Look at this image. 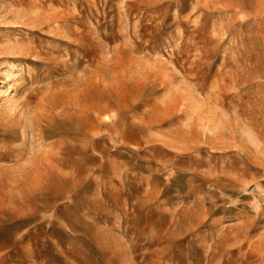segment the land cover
<instances>
[{
  "label": "rangeland",
  "instance_id": "374dc122",
  "mask_svg": "<svg viewBox=\"0 0 264 264\" xmlns=\"http://www.w3.org/2000/svg\"><path fill=\"white\" fill-rule=\"evenodd\" d=\"M0 264H264V0H0Z\"/></svg>",
  "mask_w": 264,
  "mask_h": 264
}]
</instances>
